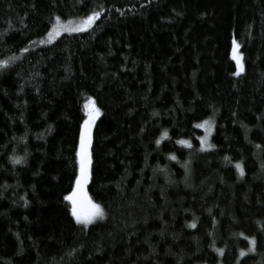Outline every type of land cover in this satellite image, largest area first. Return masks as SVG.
I'll use <instances>...</instances> for the list:
<instances>
[{"label":"trees","instance_id":"trees-1","mask_svg":"<svg viewBox=\"0 0 264 264\" xmlns=\"http://www.w3.org/2000/svg\"><path fill=\"white\" fill-rule=\"evenodd\" d=\"M4 60L0 264H264V0H0ZM92 98L84 228L66 197Z\"/></svg>","mask_w":264,"mask_h":264},{"label":"rangeland","instance_id":"rangeland-1","mask_svg":"<svg viewBox=\"0 0 264 264\" xmlns=\"http://www.w3.org/2000/svg\"><path fill=\"white\" fill-rule=\"evenodd\" d=\"M81 20L82 19H78V20L72 19V20L57 22L56 25L53 26V28L50 30V33L48 35V43L55 42L56 39H58L60 36H62L64 34H67V33L88 32L95 25V23L97 21V16L94 17V19L91 22V24L89 26H87V27H85L84 25H82L80 23ZM58 24L64 26V29H66L67 27H71L73 30H71V31L63 30V29L62 30H57L56 26ZM234 46L237 47V49H236V51L234 53V56L236 57V58L234 57V59H235L236 64H237V68H238V63H237L238 59H239V68H242V71H238L240 73V72L244 71V68H243V57H242V53L239 51L240 50L239 46L236 43L234 44ZM94 103H95L94 98H92L90 100H87L84 103V108H85V113H86L85 114V116H86L85 117V119H86L85 122L86 121H90V123H84V125H83V130H84L83 131V139H84V141H87L88 139L91 138L93 124H95V122L97 120V116L100 114V111H99L98 114L95 113V109L97 107L95 106L96 103L95 104ZM98 109H99V107H98ZM93 116H94V119L92 118ZM205 122H207V123H205ZM201 124H204V127H200V128L204 132V137H206V139L203 142L201 141V147L205 150V149L211 148V147H209V145L211 144V138H212V132H213L214 124H213L212 120H205ZM80 151H81V146H80L78 152H80ZM87 160H88V163H87L88 175H87L86 182L83 183V194H86L87 198L90 199L91 201H93L91 196H89V191H88L89 182H90V179H91V166H90V163H89L90 162L89 161L90 160L89 152H87ZM78 163L80 164V156H78ZM79 174H80V168H79ZM76 186H77V184H76ZM77 188H78V186L76 187V189ZM80 195H81V193L77 192V196L79 197ZM69 202H70L71 208H72L73 207L72 201L69 200ZM103 219L104 218L96 217L95 219L91 220L87 225H85L83 221H79V223L84 228H87V227H89L91 225L96 224L99 221H102Z\"/></svg>","mask_w":264,"mask_h":264},{"label":"snow or ice","instance_id":"snow-or-ice-1","mask_svg":"<svg viewBox=\"0 0 264 264\" xmlns=\"http://www.w3.org/2000/svg\"><path fill=\"white\" fill-rule=\"evenodd\" d=\"M99 15L98 12H93L91 15L83 18L80 23L84 25L85 27L89 26L91 22L93 21L94 17ZM60 18L57 17V21L59 22ZM57 30H73L71 27H67L64 29V26L57 25ZM235 44V40L233 41ZM8 63L7 60L0 61V65H6ZM238 63V71H242V68H239V59L237 60ZM99 109H95V113H99ZM94 119V116L92 117ZM85 123H90V121H86ZM207 123V122H205ZM200 127H204V124H201ZM210 127V126H209ZM167 130L165 129L162 133V136H167ZM206 139V137H201V141L203 142ZM157 144L160 143V139H157ZM178 143L180 144H187L189 143L186 140H179ZM209 147H212V145H209ZM172 159H176L175 155L170 154ZM78 156H80V175L77 176V189L73 190V193L69 194L66 199H69L72 201V214L76 217L77 221H83L85 225H87L91 220L95 219L96 217L103 218L104 216V210L101 208L99 204L94 203L90 199L87 198L86 194H83V183L87 180L88 170H87V151H86V145L83 140L82 135V143H81V151L78 153ZM13 162H23L20 157H13ZM227 159V157H225ZM236 167L238 169L241 168V165L239 162L236 163ZM77 192L81 193V195L78 197ZM243 235V233H241ZM249 241L251 244H254V238H249ZM217 251H223L222 249H218ZM244 254V250H241V255Z\"/></svg>","mask_w":264,"mask_h":264}]
</instances>
